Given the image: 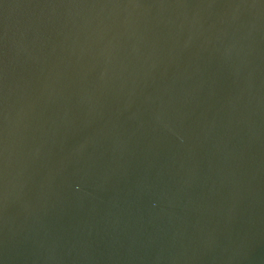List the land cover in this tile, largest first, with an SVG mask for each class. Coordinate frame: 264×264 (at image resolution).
<instances>
[{"label":"water","instance_id":"95a60500","mask_svg":"<svg viewBox=\"0 0 264 264\" xmlns=\"http://www.w3.org/2000/svg\"><path fill=\"white\" fill-rule=\"evenodd\" d=\"M0 264H264V0H0Z\"/></svg>","mask_w":264,"mask_h":264}]
</instances>
